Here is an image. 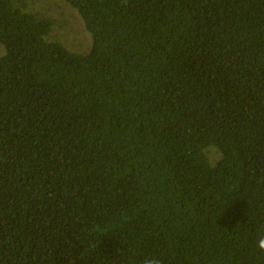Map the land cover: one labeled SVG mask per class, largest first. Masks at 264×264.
Segmentation results:
<instances>
[{
  "label": "trees",
  "instance_id": "obj_1",
  "mask_svg": "<svg viewBox=\"0 0 264 264\" xmlns=\"http://www.w3.org/2000/svg\"><path fill=\"white\" fill-rule=\"evenodd\" d=\"M18 1L0 264H264V0H64L85 53Z\"/></svg>",
  "mask_w": 264,
  "mask_h": 264
},
{
  "label": "rangeland",
  "instance_id": "obj_2",
  "mask_svg": "<svg viewBox=\"0 0 264 264\" xmlns=\"http://www.w3.org/2000/svg\"><path fill=\"white\" fill-rule=\"evenodd\" d=\"M18 1V0H17ZM26 9L36 12L40 16L54 19L51 39H59L68 49L80 53L89 50L92 38L85 23L74 7L64 0H21ZM19 2V1H18ZM22 5V3H20ZM5 53L0 43V56ZM209 158L214 159L217 154L213 148L208 149Z\"/></svg>",
  "mask_w": 264,
  "mask_h": 264
},
{
  "label": "clouds",
  "instance_id": "obj_3",
  "mask_svg": "<svg viewBox=\"0 0 264 264\" xmlns=\"http://www.w3.org/2000/svg\"><path fill=\"white\" fill-rule=\"evenodd\" d=\"M260 246H261V247H264V240H262V241L260 242Z\"/></svg>",
  "mask_w": 264,
  "mask_h": 264
}]
</instances>
